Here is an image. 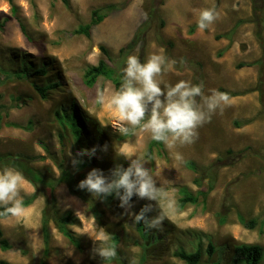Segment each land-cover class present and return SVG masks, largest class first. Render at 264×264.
Masks as SVG:
<instances>
[{
	"label": "rangeland",
	"instance_id": "1",
	"mask_svg": "<svg viewBox=\"0 0 264 264\" xmlns=\"http://www.w3.org/2000/svg\"><path fill=\"white\" fill-rule=\"evenodd\" d=\"M68 1L0 0V21L8 19L0 31V65L16 67L19 63L14 58L19 52L39 63L50 61V72L56 70L52 78L56 75L63 80V87L48 99H41L28 79L0 84V156L19 155L46 179L70 171L78 186L93 168L110 176L115 167H128L130 162L121 153L141 154L156 176L157 186L175 206L162 229L142 236L130 213L138 212L145 202L153 204L149 215L155 216L162 210L156 202L135 197L133 207L125 212L116 197L99 199L86 190L80 196L70 192L69 183H60L54 190L55 211L72 214L75 222L70 228L81 247L64 236L52 219L46 264H188L174 255L180 248L189 252L201 249L199 264H237L238 244L256 243L264 249V0ZM99 8L108 14L92 28L91 35L74 33L80 24L90 22L93 10ZM207 8H215L219 19L200 30L199 14ZM123 47L125 51H121ZM152 54L164 55L170 64L160 78L164 87L186 80L203 83L206 95L222 89L235 95L230 96L232 106L198 129L194 144L177 145L172 150L165 145L154 147L150 158L146 156L150 134L139 128L121 134L115 112L107 106L108 98L121 85L99 77L95 85L88 86L84 73L102 58L118 65L117 70L123 73L129 55L145 62ZM240 63L249 65L240 67ZM98 92L105 95L104 105L97 103ZM16 97H20L21 106L15 105ZM70 102L77 104L84 129L81 143L87 150L95 149L91 157L84 155L90 163L80 168L72 164V157L79 159L78 141L70 131L61 141L62 128L54 115L57 108ZM177 153L182 159H176ZM5 167L18 170L0 161V169ZM23 185V200L37 195L25 206L23 220L0 218L3 237L14 244L12 249L0 250V260L41 264V219L47 189L26 177ZM183 186L198 195V203L179 207ZM239 214L256 218L257 225L246 227ZM100 227L112 238L119 237L117 256L109 262L95 254L96 245L89 235L81 234L97 232ZM210 243L215 247L212 256ZM259 264H264V254Z\"/></svg>",
	"mask_w": 264,
	"mask_h": 264
},
{
	"label": "clouds",
	"instance_id": "2",
	"mask_svg": "<svg viewBox=\"0 0 264 264\" xmlns=\"http://www.w3.org/2000/svg\"><path fill=\"white\" fill-rule=\"evenodd\" d=\"M219 19L215 8L203 9L197 21L200 30H205ZM170 64L167 57L152 54L145 62L136 55H129L123 68L120 89L107 100L109 109L114 110L119 124L117 130L128 134L139 128L150 134L152 140L163 143L169 150L177 145H192L198 139V129L210 123L212 117L232 106V98L226 92L213 90L206 95L204 84H193L180 80L174 85L162 86L160 79ZM199 98V99H198ZM103 92L97 93V103L105 104ZM69 157L72 153L69 150ZM95 149L80 150L76 156L91 157ZM130 163L128 167L117 166L106 176L101 169L93 168L86 177L79 181L78 188L91 193L93 197L105 199L115 195L120 207L128 212L133 207V197L140 200L154 201L162 210L155 216L153 204H145L136 213H130L135 223H143L147 230H160L168 214L174 211L175 202L159 186L156 176L141 154L121 153ZM176 159H182L179 153ZM82 160L72 157V164L77 167ZM24 177L19 170L11 167L0 169V215L23 220L27 216L21 193L24 190ZM166 201L162 205L161 202ZM87 233L96 245L94 252L102 261L109 262L117 256V248L112 243V236L103 227L97 232Z\"/></svg>",
	"mask_w": 264,
	"mask_h": 264
},
{
	"label": "trees",
	"instance_id": "3",
	"mask_svg": "<svg viewBox=\"0 0 264 264\" xmlns=\"http://www.w3.org/2000/svg\"><path fill=\"white\" fill-rule=\"evenodd\" d=\"M11 2L13 0H10ZM64 3H68V0H62ZM111 8V7H110ZM15 9V7H14ZM107 12L105 11V8H99L93 10L92 13V19L90 22L86 24H80L78 28L74 30V33L77 34H84L86 36H90L92 32V28L96 25H98L100 22L104 20V18L107 16ZM8 19H3L0 21V31H2L7 23ZM22 30L25 32V26L21 25ZM194 29V28H193ZM193 31V30H192ZM139 36V34H138ZM137 36V37H138ZM132 44H128L130 46ZM127 46V48H128ZM126 47H123L121 51H125ZM103 51L107 54V50L102 47ZM109 60H113L112 58H109ZM14 61L18 62L19 64L16 67L13 66H3L0 65V84H3L7 82L8 80H17V79H28L32 86L34 87L35 91L39 94L41 99H48L51 96V93L54 91L60 90V88L63 87V80L60 79L58 76H52L55 74V71L50 72L52 70L51 62L50 61H42V62H36L34 60H31L28 55L21 54L17 52L15 54ZM249 65L246 63H240L239 66H245ZM117 66L111 65L106 59L102 58L99 60L97 64L90 65L86 68L84 73V82L88 86H93L97 82L99 77H104L107 79L113 80L117 86L121 85V77L122 73L117 70ZM37 78H42L44 81L39 82ZM222 92L228 93L230 96L235 95V93H229L225 91L224 89L221 90ZM15 105L21 106L22 103L20 101V97H16ZM77 104L74 102L62 104L59 108H57L54 112L55 120L58 122V124L61 126L62 130L60 131V138L63 142L68 135L67 131H70L73 138L78 141L79 149L84 150L86 149L83 144L81 143V139L83 137V126L81 125V118H79L77 111H76ZM20 126L23 128H30V126H21L18 124H15V126ZM80 141V142H79ZM163 143H158L154 140H151L146 151L147 157H153V149L154 147L163 148ZM80 160H82V163L79 164L80 167H85L90 163V158L82 156L79 157ZM0 161L3 163H9L16 167L24 177L30 179L34 183L36 181L38 182V185L40 187L42 186V189L46 191L47 193V205L45 206V209L42 214V234H43V241H44V256L41 261V264H46V258L49 255V243H50V222L53 219L56 221V225L58 230L67 238L70 239V241L77 246L78 248L81 247L80 239L75 235V233L71 230L70 225L75 222L72 214L70 212L64 213L59 215L57 211H55V204H56V197L54 194V190L60 183L67 182L69 183L70 192L72 194H77L80 196H83L84 192L83 190L79 189L77 184L74 182V176L72 175V172L70 171H64L62 176L60 178H48L44 177L41 172L34 169L32 166L27 164L23 157L17 155H8L6 156H0ZM189 166L196 170V166L193 163H189ZM180 192L182 196L179 199V207L184 208L187 204H196L199 201L198 195L193 194L188 190L187 187L183 186L180 188ZM37 194L35 193L34 196L24 199V206H28L31 204L35 196ZM115 197V195H110L107 197V200H112ZM135 199V196L133 197V200ZM146 203H142L141 207H143ZM93 206V205H92ZM140 207V208H141ZM93 208V207H92ZM140 210V209H139ZM3 210L0 209V212ZM94 211L96 215H98V211L94 208ZM8 216L0 215V218H5ZM240 221L248 228H254L258 220L256 218L246 219L244 216L239 214ZM136 229L140 232L142 236H147L148 234H151L150 230H147L143 223H135ZM119 241L118 236H114L112 238V243L117 247ZM14 248V244H12L7 238L3 237V231L0 227V250H9ZM215 251V247L212 243L208 246V252L209 255L212 256ZM264 249L260 244L256 243H241L238 244L235 247V257L234 262L235 263H242V264H259L260 261L263 258ZM174 255L179 257L180 259L184 260L188 264H199L202 259V251L201 249H198L194 252H189L185 250L184 248H180L174 252ZM0 264H9L6 261L0 260Z\"/></svg>",
	"mask_w": 264,
	"mask_h": 264
}]
</instances>
